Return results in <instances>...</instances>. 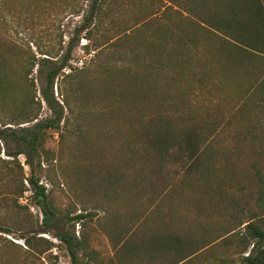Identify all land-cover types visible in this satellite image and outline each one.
Wrapping results in <instances>:
<instances>
[{
	"label": "rangeland",
	"instance_id": "obj_1",
	"mask_svg": "<svg viewBox=\"0 0 264 264\" xmlns=\"http://www.w3.org/2000/svg\"><path fill=\"white\" fill-rule=\"evenodd\" d=\"M168 1L111 0L94 27L84 19L89 0H0V109L50 117L40 62L65 64L52 88L64 121L47 131L34 173L55 218L43 224L24 181L18 206L0 208L8 231L0 232V264H71L57 235L73 237L81 264H173L197 250L180 264H241L240 224L264 230L256 177L257 169L264 178V97L241 103L261 73L214 53L225 42L207 30L202 42L214 50L193 57L195 78L143 70L135 45L155 32H189L190 0L165 9ZM165 134L181 144L157 154L151 137ZM13 150L0 142L2 159Z\"/></svg>",
	"mask_w": 264,
	"mask_h": 264
},
{
	"label": "trees",
	"instance_id": "obj_2",
	"mask_svg": "<svg viewBox=\"0 0 264 264\" xmlns=\"http://www.w3.org/2000/svg\"><path fill=\"white\" fill-rule=\"evenodd\" d=\"M110 1L89 0V11L87 17L84 18L85 22L91 23L94 21L93 26H98L99 16L105 11ZM186 1H184V4ZM168 3L169 5L164 7L165 9H170L171 5H175L176 0H169ZM176 7L177 9L174 11L178 12L180 7L178 5ZM185 8L187 15L191 18L189 32L186 33L180 30L177 33L160 31L145 37L134 47L137 64L141 65L145 71L148 68H154L157 72L175 70L179 74H190L192 78H195L201 67L193 57L214 50L213 48L208 49L202 42L203 32L207 30L213 36H216L220 42H225V45L220 43V48L215 49L214 53L218 54L223 51L229 61L234 62L242 59L248 63L256 64L261 73L259 79L255 77L256 84L254 86L250 84L249 88L243 91L241 103L250 100L252 97L250 95H258L262 99L264 97V0H190ZM145 22L142 24L144 25ZM129 29H125L124 32ZM124 56L120 54L119 59L124 61ZM256 58L261 61H256ZM64 66V63L48 58H44L40 62V68L45 70V86L41 88V97L51 112L50 117L38 120L37 116L30 115L25 107H22L17 115H15V112L0 109V123H3L2 127H4L0 129V142L8 146L9 140L15 148L11 152H6L8 159L4 160L0 157V181L5 182L7 185V189L3 193L0 192V208L12 206V204L18 206V199L27 190L24 185V181H26L33 189L34 197L37 200L36 204L42 214L43 224L54 220L55 209L52 205L47 204L45 189L38 185L34 173L36 167L39 168L42 163V157L45 153L42 146L47 131L58 130L60 124L64 121L63 108L55 100L52 90L54 80L61 73ZM106 72L107 69L104 73ZM252 90H255V92H251ZM77 92L78 89L76 88ZM248 105V103H244L241 108H246ZM35 120L36 122L31 128L17 127L13 129L5 127L7 124L19 126ZM167 137L166 134L163 139L151 137V139H154L152 144L155 153H162L167 150V147L169 150V145L172 146V144L177 147L180 146V141L171 138L173 142L171 143V140L169 141ZM185 141L189 150H191L189 158L192 159L195 154L193 150L195 149L192 148V144L187 138ZM19 156L24 157V164L29 168V177L27 178H25L23 167L19 162ZM253 168L255 170L254 165ZM256 177L259 187L258 200L264 205V178L257 169ZM82 217V215H78L75 220ZM242 225H244L243 232L239 238L242 246L240 251L241 264H264V230L251 220L242 222L240 226ZM23 228H20V230H24ZM0 232L8 231L0 227ZM57 237L65 245L71 264H81L77 258L76 249L78 245L73 242V237L69 235H57ZM170 243L176 250L180 246V241L177 238L170 241ZM170 243H167V245ZM249 246H251V249L246 256H243L242 254L246 253ZM197 252L198 250L182 256L173 264H180Z\"/></svg>",
	"mask_w": 264,
	"mask_h": 264
}]
</instances>
